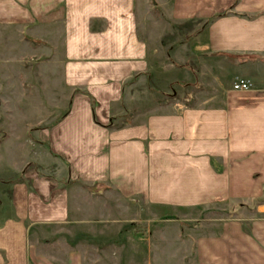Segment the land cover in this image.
Instances as JSON below:
<instances>
[{"label":"crops","instance_id":"1","mask_svg":"<svg viewBox=\"0 0 264 264\" xmlns=\"http://www.w3.org/2000/svg\"><path fill=\"white\" fill-rule=\"evenodd\" d=\"M157 2L184 26L177 45L181 53H195L199 89V70L206 68L198 65L213 63L211 102H158V93L148 88L149 102L125 104V84L151 78L154 69L155 50L138 31V0H58L47 6L62 4L48 21L62 16V79L72 96L35 141L49 143L53 170H62L51 175L37 164L12 182V212L0 218V264H97L83 261L72 247L62 262L58 256L38 261L31 226L100 222L119 213L138 215L144 207L149 219L172 222L170 233L181 247L194 237L201 264H264V217L252 216L264 212L258 194L264 188V0ZM3 7L4 27L11 26L15 7L11 11V0H3ZM18 9L24 16L19 30H27L25 1ZM236 79L248 80L250 89L232 90ZM236 191L244 192V200L236 202ZM225 201V207L258 209L244 223L189 226V210ZM154 248L144 264L184 262H155Z\"/></svg>","mask_w":264,"mask_h":264},{"label":"rangeland","instance_id":"2","mask_svg":"<svg viewBox=\"0 0 264 264\" xmlns=\"http://www.w3.org/2000/svg\"><path fill=\"white\" fill-rule=\"evenodd\" d=\"M20 1H25L28 10L27 30L23 31L18 26L24 17L17 15ZM57 2L58 0H11V11L15 7L17 14L12 15V25L4 27L1 14L3 0H0V203L5 202V206L0 207V218L12 212L8 202L9 188L13 181L22 179L24 169L30 170L39 164L49 174L55 173L56 176L62 170H53L52 163L55 160L51 158L49 143L42 146L35 141L40 130L49 128L68 108L72 96L71 89L62 79V16L53 23L48 21L53 17L51 10L61 11L62 4L46 10L47 6ZM136 7L139 34L146 40L149 50H155L151 56L154 69L151 78L130 79L125 84V104L131 107L132 102H149L148 88L158 93L153 95L158 102L210 103L213 63L209 60L204 65H198L201 69L206 68L199 70L203 71L199 75L200 86L203 87L199 89L195 84L196 61L192 57L195 53H181L177 45L184 26L171 20L165 5L157 0H138ZM227 74L226 71L225 78L229 80ZM138 90L144 94L137 93ZM126 113L130 115L132 111ZM91 193L101 194L95 190ZM243 194L242 191L235 192L236 202L244 200ZM258 194L259 199L264 198V188ZM224 205H227L226 201L219 207L189 210L188 216L194 219L188 223L189 226H210L208 229H211L214 226L221 228L225 221L244 223L245 215H251L258 209L256 206L246 209L238 205ZM118 215L116 218L105 217L100 222L34 224L29 230L32 251L39 252L38 261H47L54 256H58L61 261L66 250L72 247L80 251L83 261L90 263L144 264L149 257V248H154L155 244L153 250L157 249L158 254L154 255L151 251L155 262L161 263L171 258L181 261L184 257L182 264H201L194 253V237H189L186 248L181 247L175 233H170L173 231L172 222L163 218L149 219L147 207L138 215ZM252 216L264 217V212ZM168 252L177 254L171 256Z\"/></svg>","mask_w":264,"mask_h":264},{"label":"built area","instance_id":"3","mask_svg":"<svg viewBox=\"0 0 264 264\" xmlns=\"http://www.w3.org/2000/svg\"><path fill=\"white\" fill-rule=\"evenodd\" d=\"M250 87H251L250 82L245 79H236L232 83V90H235V91H246V90H249Z\"/></svg>","mask_w":264,"mask_h":264}]
</instances>
